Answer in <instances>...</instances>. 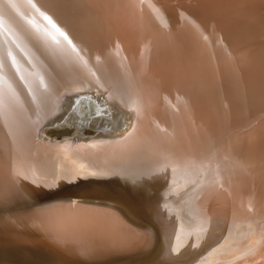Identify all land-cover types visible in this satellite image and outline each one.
Instances as JSON below:
<instances>
[{
  "label": "bare ground",
  "instance_id": "bare-ground-1",
  "mask_svg": "<svg viewBox=\"0 0 264 264\" xmlns=\"http://www.w3.org/2000/svg\"><path fill=\"white\" fill-rule=\"evenodd\" d=\"M88 1L90 7L95 6L97 8L96 12L101 10L99 23H92L98 24V32L103 31V29L108 30L110 39L106 40L108 45L105 46L117 71L110 70L104 79L81 77V75L80 77L101 87L102 91L100 90L99 93L103 95L104 99L109 95L118 99L116 101L121 103L123 110L131 114L130 128L122 136H114V138L107 136L102 137L101 140H97V138V141H94L95 139L80 141L77 138L80 135L62 139V142L56 141L55 143L34 141L33 139L34 142L26 140L25 143L18 141L15 144L11 143L9 139H0V233L2 234L0 235L4 238V235L7 236V230L13 231L16 239L7 241V244L22 245L27 243L29 246L26 249L33 254L32 248H34L36 250L35 255L41 252V249H45L43 247L51 246L52 249L58 247L54 253L53 250L50 253H48L50 250L44 251L46 252L44 256L47 257V260L49 259L47 264L54 261L57 254L59 256H72V258H77L78 261L83 262L97 261L95 264L108 263L113 261V258L116 260L123 257L137 258L130 264L181 263L182 261L178 259L177 262L175 261L172 249L168 247L165 251L164 247L156 245L155 241H162L163 239L159 238L155 226L150 225L152 231L141 229L135 226L139 223L133 216H128V219L135 223L134 226L122 219L114 209L111 210L112 208L79 205L82 203L79 202L78 204L75 201L63 199L64 197L80 198L93 201L103 200L110 203L111 198L110 200L103 196L102 198L92 191L77 195L74 192L57 193L55 190L61 185L72 182L74 178L85 176V171L93 169L98 172L102 166L113 167L115 172L118 171L117 176L119 175L123 182L140 176L142 181L138 182L139 184L135 183L140 189H143V186L153 187L146 190L150 192V195L139 190L141 196L136 201L140 207L144 208L143 213L147 217L155 219L156 223L164 230L167 229L164 233L162 229V233L164 237L168 238V233H171L172 227L170 226L171 223L164 218V214L173 210L170 209L169 205L167 206L168 211H166L163 203L158 205L157 198H154L155 195L152 193L155 191L151 189L158 187L160 189L161 186L163 187L174 179L172 173L177 169L174 167L175 163L178 165L193 164L206 170L210 168V163L217 166L220 158L224 157L230 158L232 164L212 177L213 174L206 171L205 177L208 174L211 180L208 179L196 195L201 213L204 214L207 223L213 226H211L209 235L213 237L220 232L232 234V226L235 228L236 225L241 226L237 229L239 231L252 229L245 227L247 224L245 221L256 222L254 230L245 233V236L248 235V239L260 234L264 225V78L261 70L257 68L259 65L254 67L253 64L249 68L245 65L243 68L238 65V69V66L228 59V55H226L228 49L226 46L223 49L219 36L214 32L216 28L206 29L203 25V29H201L199 28L201 25L195 26L190 21L191 19L187 22L182 16H178V10L181 13L178 4L181 3H176V1L179 0ZM83 3L85 5V1ZM96 5H100V8ZM132 6L139 14L131 15L129 20L124 15L118 14L123 7L130 9ZM91 8L90 10L94 9L93 12L96 9ZM164 10H171L170 13L174 14V17L173 15L171 17V22L166 24L161 18L155 16ZM125 11L122 10L121 12ZM127 11L129 12V10ZM85 12L87 11L85 10ZM83 19L81 18V20ZM85 23L87 24V21ZM92 23L88 22L89 27L87 28L90 31H96L95 28L97 27H93ZM84 26L86 25L84 24ZM223 30H225L224 27ZM255 33L257 32L255 31ZM255 55L253 54L251 58ZM18 67L21 66H17L16 69ZM13 69L15 70V68ZM253 73L254 76H252ZM112 74L116 76L113 77ZM12 75L14 76V74ZM8 76L6 77L9 79L11 76ZM2 78L1 80L4 79ZM42 79L44 78L42 77L40 80ZM75 79L77 80V78ZM17 80L16 83L20 82L21 79ZM45 80L47 81L46 76ZM69 81L70 79H60L52 87L55 99L51 103L52 107L49 110L46 108V114L49 111L48 118H55L65 109L63 104L68 90L65 88L67 90L65 91L57 87H63ZM19 85L17 86H22ZM79 88L81 87L79 86ZM21 91L20 93L23 94L26 90ZM0 92L2 93L1 90ZM68 92L72 93L73 91L69 90ZM7 98L11 100L9 95ZM89 99L92 100L93 98L90 97ZM0 101L4 103L2 100ZM4 101L6 103L7 100ZM103 109L105 108L102 107L99 110L103 111ZM44 119L46 120V117ZM65 119H70V115ZM123 120V124H125L127 120L125 118ZM104 123H106L105 120ZM51 166H54L57 174L51 171ZM106 168L104 169L107 170L108 168ZM100 174L98 173V175ZM113 175L115 174L113 173ZM159 179L160 182L152 185L151 180L159 181ZM196 181L197 177L193 182ZM118 184L120 185V183ZM84 189L86 188L84 187ZM132 189L129 188V190ZM30 198L31 201H29ZM164 201L171 204V200H169L170 203L167 202L168 200ZM224 213L226 214L222 216ZM236 216L242 218L233 221ZM141 224L143 225L142 222ZM185 233L188 234L186 235L187 241L190 239L192 241L193 236L197 237L192 232ZM234 233L236 232L234 231ZM205 235L203 236L205 237ZM217 238L221 243H216L211 247L205 246V253L208 256L219 249L229 247L230 243L225 241V235ZM5 240L0 242L3 244ZM32 240L36 241L37 245L33 246L32 244L30 246L29 241ZM240 240L242 241L241 237L236 241ZM223 241L227 245L214 247L221 245ZM43 242H48V244L41 246ZM163 242L167 243L168 241ZM183 243L187 244L186 241ZM147 253L149 255L146 256ZM174 253L176 252L174 251ZM10 255L14 256V253ZM188 256H190L189 261L193 260L194 263L183 262V264H199L197 255L188 254ZM151 257L153 258L151 259ZM242 259H235L229 263L241 264ZM251 263L254 264L255 261L253 260L249 264Z\"/></svg>",
  "mask_w": 264,
  "mask_h": 264
},
{
  "label": "rangeland",
  "instance_id": "rangeland-1",
  "mask_svg": "<svg viewBox=\"0 0 264 264\" xmlns=\"http://www.w3.org/2000/svg\"><path fill=\"white\" fill-rule=\"evenodd\" d=\"M84 1H85V5L83 3ZM84 1L83 0L82 1L81 0H0V73H1L0 74V84L2 83L0 86V90L2 91L3 94H5L2 97L1 95L3 94L0 92L1 94L0 100L4 102L2 103L0 101V104L2 103L0 105V137H1L0 139L1 140L3 138H5V140L9 139L11 140V143H15V144L18 141H20L21 143H25L26 140L27 141L29 140L32 142L40 140L42 142L45 141V142L55 143L56 141L62 142L63 140L67 138H70L73 136L76 137V135L77 136L80 135L77 137L80 141L81 140H94V139H95L94 141H97V140H101L102 137L104 138V137L110 136L111 138H114V136L115 137L122 136L124 133L128 131V128H130L129 125L132 122L131 114L123 110L124 108L121 107L120 105L121 103L116 101L118 99L113 95H109L107 98L104 99V97H102L103 95L99 93L100 90L102 91L101 87L91 83L88 79L81 78L85 76L87 78L93 77L94 79L95 78L104 79L109 74L110 70L117 71V69L114 68L115 63L113 62L111 57L109 58V55L107 54L109 52L107 51L106 46L108 45V43L106 42V40L110 39L108 30L103 29V31L98 32L99 30L98 24L92 23V22L99 21V18H101V14H100L101 10L96 12L97 8L95 6H91L92 8L93 7L96 8L94 11L95 13H94L93 12L94 9L90 10L91 8L89 5L90 2L88 0H84ZM179 1H176V3H181V4H178L179 5L178 7L181 10V13L178 10L177 12L178 16H182V18H184V21H187V22H189V20L191 19L190 21H192L195 24V26L201 25V27H199L201 29H203V25H204V28L206 29H209L210 27L216 28L214 32L217 34V36H219V40H221L223 49H225V46L228 49V52L226 54L228 55L227 56L228 59H230V61H232L236 66L240 65V67L242 68L244 67V65L247 68H249V66H253V64H254V67L259 65L257 68L258 70H261L262 77L264 78V0H259V1L258 0L257 1L256 0H252V1L251 0L249 1L248 0H241V1L240 0H237V1L236 0H231V1L230 0H224V1L223 0H212V1L209 0L207 1L206 0L207 2L203 0H200V1L199 0H196V1L195 0H186V1L179 0ZM216 1H219V2H216ZM183 5L184 6L186 5V6L184 7ZM96 6L100 8V5H96ZM203 9L206 11H204ZM85 10L87 12H85ZM89 10L90 12L92 11L91 15H95L96 17L91 16L90 12H88ZM122 10H126L125 12L127 13L121 12ZM127 10H129V12ZM170 11L164 10L163 12L158 13L155 16L157 18H161L165 22L164 24H166V23L171 22L172 15L174 17V14L170 13ZM136 12L137 11L132 6V8L130 9L129 8L126 9L123 7V9H120L118 14H120V16L124 15V17L128 18L129 20L131 18V15L139 14L138 12L137 13ZM224 12H226L227 14H225ZM86 14H89V15H86ZM198 15L201 18L205 15L203 17L204 19L202 18L203 19L202 20ZM208 15L210 16V18ZM81 18L82 19L84 18V19L81 20ZM208 18H209V21H208ZM217 18L220 20H218ZM85 20L87 21V24L85 23L86 22ZM88 22H91L93 24L92 25L93 27H97L95 28L97 29L96 30L97 33L95 30H91V31L88 30L87 28L89 27ZM84 24L86 26H84ZM89 25L91 24L89 23ZM223 27L225 30H223ZM255 31L257 33H255ZM102 35L103 37L105 36L104 39ZM253 54L254 55L256 54V55L255 57L251 58ZM108 61H109V64H108ZM119 62L121 61L119 60ZM17 66H21V67H18V69H16ZM13 68H15L16 71ZM122 68H124V66H122ZM237 68L239 69V66ZM17 70H20L21 72L19 71L20 72L19 73ZM16 72H17V75H16ZM26 72L27 74L25 75ZM28 72L30 73L32 72L31 75ZM7 74L10 75L12 79L11 77L8 79L9 76ZM12 74H14V76ZM18 74L19 76L22 75L23 77L22 76L21 77L23 79L19 77ZM44 75L46 76L47 81L45 80ZM112 75L113 77L116 76L115 74H112ZM24 76L26 77L24 78ZM41 76L44 79L40 80L42 78ZM252 76H254V73L252 74ZM1 78L4 81L1 80ZM6 78L7 80H5ZM13 78H17L21 80L20 82L16 83L19 80L17 79L13 80ZM68 78L70 79V81L65 84V86L67 85V87L60 86L57 88L64 89L65 91L67 90L68 91L70 90L71 92L73 91L72 92L73 94L67 91L66 99L64 100V104H63L64 105L63 107L65 109L63 110V112L57 115L58 117L56 116L55 118L50 119L48 118L49 117L48 110L52 107L51 103H53L54 102L53 99H55L54 97L55 94H53L52 87H54L56 83L60 81V79L69 80ZM75 78H77V80ZM4 82L5 83L9 82L10 84L7 83L6 84L7 86H6ZM15 83L17 85L21 83L20 85H22L23 87L22 86L18 87ZM11 84H15V85H11ZM75 86L78 88H76ZM79 86L81 88H79ZM2 87L4 88V90ZM24 90H26L28 93ZM20 91L21 92L24 91L23 94H21ZM80 93H91V94L93 93L92 95L95 96L96 100L100 102L102 100L103 103H107L108 108L103 109V111L97 110V113L95 114V116H92L89 119L87 117L79 118L78 109H80V112H82L83 110L82 105H81L82 100L77 99L76 95ZM6 94L7 96L8 95L10 96L11 100L7 98ZM5 96L6 98L4 99ZM4 100H7L6 101L7 104L5 103ZM47 105L48 106L50 105V106L48 107ZM102 107L104 108V106L101 105L100 108ZM46 108L48 109L47 110L48 115L46 114ZM108 113L110 114L109 117H107ZM99 114L104 115L105 117L101 115L98 116ZM66 115L67 116L70 115V119H65L67 118ZM43 117L44 118L46 117V120ZM124 118L127 120V123L125 124H123ZM104 120L106 121V123H104ZM247 120H250V119H247ZM66 123L75 125L77 128V133L76 134L71 133L68 135L61 136V137L53 136L48 133V130L50 128H58L60 126H63ZM82 125L83 127H81ZM87 127H89L90 129H93L95 133L90 134L89 132H87L85 130V128ZM231 164L232 163H231L230 158H227V157L220 158V162L217 166L216 164L214 165L213 163H210L209 164L210 168H207L206 170H204V168L202 167H199V166L197 167L196 165H193V164L192 165H186V164L178 165L175 163L174 167H176L177 169L175 168L176 171L172 173L173 175L172 178L174 179L170 180V182L164 185L163 187L161 186L160 189H158L159 187L157 189H154V188L151 189L152 191H155V193L154 192L152 193L155 195V196L153 195L154 198L155 197L157 198L156 200L158 201V205H160V203H163L164 207L166 208V211H168L167 209H169L167 208L168 205L170 209L173 210L172 212L168 211L167 213L164 214V218L166 219L167 222L171 223L170 226L172 227V230H173V231L171 230L170 234L168 233V238L164 237L163 235V233L166 232L167 229L164 230L163 227H161L158 223H156L155 219L147 217V215L143 213L144 208L140 207L137 202L139 197L141 196L139 190H141V192H144V194L146 195L147 194L150 195V192L146 190H149L150 188L153 187L151 186L149 188L147 186L145 187L143 186V189H140L138 185L135 184L136 182L138 183L142 181V179H140V176L131 178L132 180L130 179L127 181L129 183H127L126 180L123 182V180L119 178V175L117 176L118 171L115 172L113 167L112 168L107 167L109 169L108 170L106 166L105 167L102 166L101 170H99L98 172L93 169L90 171H85V176L74 178L72 182L71 181L68 182L69 184L67 183V185L66 184L61 185L55 191H57V193L74 192L77 195H80L82 192L89 193V191H92V193H94L95 195L98 194L100 195V197L102 196L106 197L108 198V200H110L111 198L110 203L109 202L106 203V201H103L100 199H99L100 201H93L89 199H80V198H68V197H64L63 199L72 200V201L77 202L78 204L79 202H81L82 204H79V205L101 206V207H105L108 209L112 208L111 210L114 209V211L117 212L121 216L122 219H124L126 222L128 221L130 224L132 222L131 220L128 219V216H133L138 221L139 225L137 224L135 225V223H132L131 225L133 226L135 225L136 227L141 228V229L152 231L150 225L153 227L155 226V229L157 228L159 238L161 237V239H163L162 241L161 240L155 241L156 245L158 244L157 245L158 247L160 246L164 247L165 251H167L168 247L169 249H172L174 256L172 254L171 255L175 258V261L176 262L178 260L182 261L181 263H177V264H183V262L194 263L193 260L189 261L190 256H188V254L197 255V259H198L197 261L199 264H221V263L223 264L224 261H225V264H228L229 261L232 263L235 259H242V258L243 259L241 260V264L243 263V261H245L246 263L248 262L249 264L250 262H253V260L255 261L254 264H260V263L264 264L263 263L264 262V225L261 228L260 234H257L250 239H248V235L245 236V233H249L252 230H254L256 226L255 221H245L247 223L245 227H249L252 229H246L245 231L244 230L239 231L237 229L241 228V226L236 225L235 228L234 226H232L233 227L232 234H226L225 232H220L216 234L215 236L213 235L212 237L211 235H209L212 229L211 228L212 225L210 226L207 223V221L205 220L204 214L201 213V207L199 206V204H197L196 195L200 187H202V185L205 184L208 181V179L211 180L212 176L216 175L217 173L219 174L222 171V169L228 167ZM53 167L51 166V171H53L54 174H57V170ZM104 168H106L107 170H105ZM206 171H209V174H213V175H211V177L210 176L208 177V174H207V176L205 177ZM98 173L99 174L101 173L102 175L101 174L98 175ZM113 173L115 175H113ZM195 177H197V181L193 182ZM160 181H161L160 179L159 181L151 180V183L152 185L153 184L156 185ZM118 183H120V185ZM84 187L86 189H84ZM129 188L130 189L133 188V189L129 190ZM85 190H88V191H85ZM161 198L164 200H168L167 202L171 200V204H167L166 201L162 200ZM29 201H31V198ZM225 214L226 213H224L222 216H224ZM222 216L220 217V219L222 218ZM235 218L236 219H233V221H237L239 220V218H242V217L236 216ZM141 222L143 223V225L141 224ZM162 229H163V233H162ZM184 231L192 232V234L195 236L197 235V237L193 236L192 241H190L191 240L190 239L189 240L190 242H189L187 241L188 237L186 236L188 234H186ZM234 231L236 233H234ZM1 235H0V238H1L0 241L5 240V239L6 240L3 241V244L2 242H0V244H2L0 245V264H44L48 262L49 260V259L47 260L46 259L47 257L44 256L46 255V252L44 251L50 250L48 252L50 253L53 250V253H54V251L58 249V247H55L52 249L51 246L43 247L45 249H41V252H39L38 254L36 253L38 257H35L36 255L34 253L36 252V250L32 248L34 252L32 254L31 251L26 249L29 246V244L27 243L22 244V245L10 244L11 246L7 244V241L16 239L15 236L13 235V231L7 230V236L4 235V238ZM200 235L202 236L200 237ZM203 235H205V237ZM222 235H225V238H226L225 241H228V243H230L229 247L228 248L224 247L225 242L223 241L222 243L223 245L221 244L219 246H214V247L218 248V247L223 246L224 249H219L217 252H214L215 254L212 253L210 256H208V254L205 253V246L207 247V245H209V247H211V245H214V244L216 245V243L217 244L221 243L217 237H220ZM240 237L242 241L241 240L236 241ZM184 238L187 244L183 243L185 242ZM163 241H168L169 243L168 242L166 243ZM206 241L210 243H207ZM35 242L36 241H33V240L29 241V243H31L30 246H32V244L33 246L37 245ZM180 242H181V245H180ZM196 242H199V243H196ZM182 243L184 244V246H182L183 245ZM201 243H204V244H201ZM47 244L48 242H43L41 246H46ZM163 244H165V246H163ZM174 251L176 253H174ZM13 253H14V256L10 255ZM147 255H149V253H147L146 256ZM58 256L59 255L57 254V257L55 259L56 261L54 260L48 264H57L58 262H59L58 264H73V263L74 264H95L97 262V261L95 262L94 261L92 262L91 261H87V262L78 261L79 259L74 258V257L72 258V256L68 257L67 255H60L59 256L60 258ZM153 257H151V259ZM38 259H40L42 262L41 261L39 262ZM57 259L58 260L60 259V261H58ZM136 259L137 258L134 259L133 257H123L122 259L118 258L115 260L113 258V261L111 260L108 263L102 262L99 264H116V263L122 264L123 262L124 264H130Z\"/></svg>",
  "mask_w": 264,
  "mask_h": 264
},
{
  "label": "water",
  "instance_id": "water-1",
  "mask_svg": "<svg viewBox=\"0 0 264 264\" xmlns=\"http://www.w3.org/2000/svg\"><path fill=\"white\" fill-rule=\"evenodd\" d=\"M90 97L93 99L90 100L89 99ZM76 98L79 100H82L81 105H82L83 110L82 112H80V109H78L79 118L87 117L89 119L92 116H95V114L97 113V110L100 109L101 105H104V108H108L107 103H103L102 100L101 102L97 101L95 96L92 95L91 93H80L76 95ZM109 115L110 114L108 113L107 117H109ZM98 116H100V114ZM101 116L105 117L104 115H101ZM81 127H83V125ZM85 130L89 132L90 134L95 133V131L93 129H90L89 127L85 128ZM48 133L53 136L61 137V136L68 135L71 133H77V128L75 125L66 123L65 125L60 126L58 128H50L48 130Z\"/></svg>",
  "mask_w": 264,
  "mask_h": 264
}]
</instances>
